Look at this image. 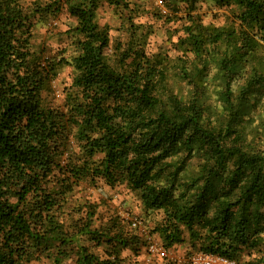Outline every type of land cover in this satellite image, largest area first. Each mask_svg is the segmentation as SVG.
I'll list each match as a JSON object with an SVG mask.
<instances>
[{"label": "trees", "instance_id": "1", "mask_svg": "<svg viewBox=\"0 0 264 264\" xmlns=\"http://www.w3.org/2000/svg\"><path fill=\"white\" fill-rule=\"evenodd\" d=\"M210 1L230 10L224 24H206L198 0H167L180 21L171 58L147 52L150 30L128 0H0V264H139L144 237L123 218L94 224L89 205L61 218L85 180L124 185L145 211L161 210L151 232L165 248L187 236L194 251L264 264V127L249 124L264 96V0ZM101 2L129 13L115 65ZM62 10L75 53L45 60L28 47L32 20ZM168 61L188 99L168 88ZM63 63L75 75L52 105L41 93Z\"/></svg>", "mask_w": 264, "mask_h": 264}, {"label": "rangeland", "instance_id": "2", "mask_svg": "<svg viewBox=\"0 0 264 264\" xmlns=\"http://www.w3.org/2000/svg\"><path fill=\"white\" fill-rule=\"evenodd\" d=\"M19 1L24 6L31 5V0ZM128 3L129 7L133 8L130 15H134V22L147 25L148 30H150L146 44L147 52H161L171 58L178 53L180 54V52L177 53L173 49L171 43L175 41L176 33H180L178 31L180 21L177 17L173 18L172 8L167 3V0H128ZM178 4L184 5L181 1ZM197 11L203 15V21L206 24L221 25L231 17V12L228 8L217 7L210 0H198ZM128 15L127 10L115 8L105 2L99 4L96 12L97 22L108 26L110 42L105 53L107 60L112 65H115L118 51L122 49L128 39L126 30V17ZM74 24V19L65 10L57 14H36L32 20L28 38L29 50L36 54L41 52L42 58L45 60L48 57L53 59L63 57L70 60L75 53L71 43L74 38V32H72L71 28ZM119 44L120 48H117ZM42 63H44L43 60ZM166 64L168 88L180 97L188 99L191 94L190 86L177 76V69L173 68L171 61ZM74 75L75 70L71 64H61L47 90L41 93L44 101L52 105H60L63 99V88L71 83ZM219 110V104L214 98H211L208 116L212 123L217 122L216 118ZM250 115L249 124L256 126L258 130L262 129L264 127V96L251 111ZM195 168L194 162L187 168V173L194 171ZM67 196V203L61 216L65 221L70 217L77 218L85 214V209L89 205L94 209V224L105 222L110 217L119 216L130 225L132 219L136 218L140 223L134 229L144 235L146 231H151L154 225L162 218L161 210L145 211L136 194L124 185L109 187L100 180L96 182L85 180ZM153 235L156 237L154 233ZM101 248V246L93 247L91 250L100 254L102 252ZM142 251L143 254L140 256L141 262L139 264H190L185 261L186 255L194 252L187 242V236H185L183 243L170 248L169 256L166 258L161 259L152 256L145 248ZM129 254L128 250L122 251V255ZM247 258L248 256L244 254L243 259ZM64 264H72V261L65 260Z\"/></svg>", "mask_w": 264, "mask_h": 264}, {"label": "built area", "instance_id": "3", "mask_svg": "<svg viewBox=\"0 0 264 264\" xmlns=\"http://www.w3.org/2000/svg\"><path fill=\"white\" fill-rule=\"evenodd\" d=\"M139 223L140 222L134 218L130 225L135 228ZM143 237L145 241V249L150 255L161 259L169 256L170 249L165 248L161 241L155 237L151 231H146ZM185 261L190 264H239L237 260L226 255L200 250L186 255Z\"/></svg>", "mask_w": 264, "mask_h": 264}]
</instances>
